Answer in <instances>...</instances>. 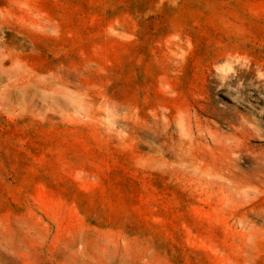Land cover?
I'll use <instances>...</instances> for the list:
<instances>
[{"label": "rangeland", "instance_id": "374dc122", "mask_svg": "<svg viewBox=\"0 0 264 264\" xmlns=\"http://www.w3.org/2000/svg\"><path fill=\"white\" fill-rule=\"evenodd\" d=\"M60 1L0 3V123L82 130L34 142L32 151H59L56 166L44 156L29 165L18 150L27 140H17L6 143L15 152L7 167L0 147V172L18 184L0 181V264H264V64L197 58L191 40L172 33L156 51H127L109 73L106 41L91 40L93 27L62 26ZM102 24L101 38L110 30L134 40L119 23ZM96 135L169 180L143 210V237L88 218L112 203L96 176Z\"/></svg>", "mask_w": 264, "mask_h": 264}, {"label": "trees", "instance_id": "16d2710c", "mask_svg": "<svg viewBox=\"0 0 264 264\" xmlns=\"http://www.w3.org/2000/svg\"><path fill=\"white\" fill-rule=\"evenodd\" d=\"M57 9L59 22L65 28L70 22L74 25L69 29H80L82 32L85 28L89 30L93 27L88 35L91 40L106 41L109 48L102 45L100 47L108 49L110 65L106 69L109 73H119L121 66H118V61L127 51H134V56L140 55L137 47L142 43L152 45V50L156 51L160 43L172 33H179L190 39L194 46L193 55L197 58L206 57L213 61L227 55H239L250 59L255 67L264 64V0H61ZM91 11H94L92 15ZM109 21L119 23L116 30L129 33L134 40L125 43L114 37L110 30L105 34V38H101L104 26L100 24L105 25ZM64 53L67 56L72 55ZM97 70L99 71V68ZM21 126L23 125L20 123L6 119L0 123V147L3 157L1 162L5 166L6 156L14 152L6 144L9 141L27 140L18 150L27 155L26 161L29 165L36 167L44 156L56 166L60 158L59 151H50V147L44 145L42 151H32L30 148L34 142L39 145L40 142L46 143L47 139L51 141L50 139L61 137H78L82 132L81 128H68V131L64 132L65 127L52 124L30 127L29 132H23L24 128L20 129ZM70 131L75 133H69ZM91 141V154L95 157L93 163L103 167L96 176L100 179L101 189H105L112 203L89 208L88 218L93 221V226L101 225L102 229L121 232L126 238L145 236L144 217H147L149 212L143 210L154 207L151 199L157 194H153V189L160 184L156 189L165 191L161 187L167 185L168 178L134 168L129 158L119 153L111 142L100 139L98 135L93 136ZM88 162L85 163L86 167H89L92 160L88 159ZM15 178L16 175L12 172L8 176L0 172V181L4 185L9 182L18 186L17 182L13 181ZM69 181L71 183V180ZM10 197L6 199L10 200ZM166 197L164 207L171 198L169 194ZM101 211H104L103 215ZM145 240L147 239H141Z\"/></svg>", "mask_w": 264, "mask_h": 264}]
</instances>
